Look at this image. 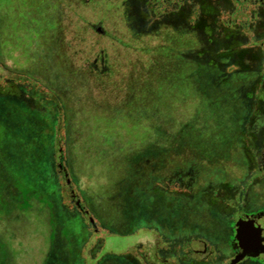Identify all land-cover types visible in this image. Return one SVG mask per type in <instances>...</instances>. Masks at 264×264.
Masks as SVG:
<instances>
[{
  "label": "rangeland",
  "instance_id": "rangeland-1",
  "mask_svg": "<svg viewBox=\"0 0 264 264\" xmlns=\"http://www.w3.org/2000/svg\"><path fill=\"white\" fill-rule=\"evenodd\" d=\"M256 8L225 0H0V96L20 98V77L56 91L68 106L63 93L75 91L90 129L100 124V115L128 111L111 119L118 117L124 142L133 145L128 155L135 159L122 166L123 157L108 155L109 162L126 169L111 175L94 159L74 154V161L90 167L71 175V156L63 138L59 142L72 188L104 230L97 238L72 209L52 159L44 150L36 156L42 146L3 139L9 107L0 101V264H108L110 254L148 242L143 225L148 213L166 222L182 219L188 227L199 224L196 202L190 214V206L170 204L160 192L142 190L139 181L153 170L151 164L169 156L168 164L189 158L188 163H225L234 149L227 134L249 106L264 107V15H256ZM164 52L179 59L159 55ZM191 60L214 70L190 65ZM47 80L63 81V93ZM229 83L233 97L223 89ZM257 121L264 135V117ZM111 135L92 138L111 143ZM170 144L176 146L172 153ZM35 174L49 186L38 191L39 199L30 193ZM156 180L167 185L166 179ZM48 194L59 195L61 209H50ZM46 208L58 213L57 221L43 220L40 210Z\"/></svg>",
  "mask_w": 264,
  "mask_h": 264
},
{
  "label": "flooded vegetation",
  "instance_id": "flooded-vegetation-1",
  "mask_svg": "<svg viewBox=\"0 0 264 264\" xmlns=\"http://www.w3.org/2000/svg\"><path fill=\"white\" fill-rule=\"evenodd\" d=\"M167 1L170 0H163V2ZM225 1L241 7L256 6V10L252 11L256 15L259 13L264 15V0ZM97 29L98 27H96ZM6 80L8 79H3V81ZM17 82L23 86L33 85L27 77H20ZM60 107L63 109V105ZM257 110L260 113L258 116H253ZM263 117L264 107L260 105L249 106L246 112H243L240 121L235 123L234 130L227 134L229 138L226 140L229 141V144L233 143L234 149L228 154V160L223 164L207 160L204 163H195L194 161L188 163L190 158L184 159L185 162L175 160L173 164H168V160L172 161L170 156L162 164L158 162L151 164L153 170L144 171L145 176L141 177L142 179L139 181L142 190L158 191L170 204L183 202L187 207L190 206V214L194 213L191 208L194 205L193 201L196 202L199 212L198 210L195 212L199 213L200 223L188 227V224L182 219L166 222L165 219L153 217L154 214L148 213L143 219L144 229L149 234L148 242L136 243L122 254H110L109 260H106L107 263L264 264V253H259L257 257H241L236 253L233 243L235 225L240 221H258L264 229V218L261 217L258 220L245 218V216L264 213V135L257 131L261 126L257 120ZM247 118L250 121L247 122ZM236 137L238 140L234 141ZM174 149L176 146L172 147L170 144L167 152L172 153L171 150ZM233 151L238 154L242 153V156H236ZM204 165L205 171L202 169ZM157 166H161V168L163 166L162 170ZM157 178L166 179L167 185H160ZM63 189L67 191L68 201L73 205L72 209L81 218L83 217L86 225L98 238L104 231L96 223L100 220L89 215V211L86 209L87 205L82 203L71 184L67 186L63 183ZM160 199L158 200L161 201ZM78 206H83L82 208L87 211L94 227L89 224L87 217L81 214ZM174 221H178L179 224L175 223L173 226ZM219 245L221 246L219 247Z\"/></svg>",
  "mask_w": 264,
  "mask_h": 264
},
{
  "label": "trees",
  "instance_id": "trees-1",
  "mask_svg": "<svg viewBox=\"0 0 264 264\" xmlns=\"http://www.w3.org/2000/svg\"><path fill=\"white\" fill-rule=\"evenodd\" d=\"M203 14L205 15V13ZM208 14H210V11L208 12ZM207 29H210V25L209 26L207 25ZM176 39L177 40L182 39V43L186 41V39L179 37V36H177ZM182 46L183 45H181L180 47L183 48ZM229 50L230 49H227L226 51H229ZM159 55L164 56V57L171 56L167 52H164V54H159ZM159 55L156 54L155 57ZM171 57L179 59L178 55L171 56ZM181 60H186V59H181ZM190 65H193L197 68L199 67L201 69L206 68V67H208L209 69L210 68L213 69L212 67H209L208 65L201 66L200 64L195 63V61H192ZM160 75H162V73H160ZM46 82H50L52 84L51 86L54 89H56L57 87L60 88V91L63 93L64 90L61 89V87L64 85L63 81L47 80ZM22 87L24 88V90L23 91L19 90V93L24 96L21 95L20 98L14 97L12 99H9V97L2 98L0 96V101H3L5 105L9 107L8 115L6 113L5 115L6 119L4 120L5 122L8 120V122H6L8 123V125L4 124V126L1 127V129L3 130L1 136L3 137L4 140L5 139H10V140L18 139V140H23V142L29 141L31 146H35V145L37 147L42 146V147L36 148L37 149L35 150L37 151L36 156L39 158V156L41 155V153H43V150H44V153L52 159L51 167L53 170L56 168L55 167L56 162H54L55 161L54 156L57 155V148H58L57 143H59L61 139L63 138L64 151L68 156H71V159H69V166H70L69 174L71 175L72 174L75 175V173H79L80 171H84L90 167V166H87L82 160L81 163L79 162L81 165V168H80V165L76 161H74V159H72L74 154L77 155L79 153L81 156L84 157L83 159L85 160L87 159V161L94 159L96 161L95 164H97V168H101V169L105 168V170L106 171L108 170L107 172L110 174L112 172H115L114 175H116L117 172H119L120 174L121 171L126 170V169L120 170L122 166L126 164L127 166H130L133 164V161H135V159L130 157V155H128L130 154V151L133 148V145H130L124 142L123 138L126 139V137L124 133L121 131L122 126L120 122L118 121L119 120L118 117L116 119H113V120H116V122H114L111 119L113 118V116H121L123 113L121 112V110H120L121 113L118 110V111H113V113L111 114L105 113L106 115L104 114L100 116L98 115L100 117L99 120H102L101 122H99L101 125L99 124L97 127L94 126L93 129H90L88 128L89 125H87V122L90 120V118L84 115L85 111L80 112L77 109L78 106L80 105L83 106L85 104L78 103L76 98L74 99L72 95L75 93V91L70 92V93H63V95L65 94L64 95L65 97L70 99L68 101L69 102V106H68L64 104L67 102L64 98H61V96H60L61 99L57 97L56 91H54L55 93L51 89L50 90L48 89V91H44L43 88H41L40 86H36L35 84L33 85L31 84L26 87L22 86ZM22 87H19V88H22ZM223 87H224L223 88L224 91L227 92L226 95L233 97L232 92H231L233 89L230 87V83ZM195 89H196L195 92L200 90L197 88ZM131 94L132 93H127L128 100L130 99ZM79 101L81 100L79 99ZM5 105H2V107H5ZM60 105H63V109H61ZM95 107L100 108L102 111L104 110L103 108L97 105ZM127 112L125 111L123 114L128 115ZM110 120L113 121V124H110ZM157 123L162 125L161 121H158ZM60 133L62 136L60 135ZM91 133L93 134V136L96 133L99 134V137L97 136V138H100V139H105L104 135H108V134L110 135L111 133H113V136L111 135V137H113V141H111V143L105 142V141L103 142L101 140L100 142L99 141L97 142L96 140H94V138H92L93 136ZM3 139H2V142L0 141L1 145H3ZM42 140H45V144H44L45 147H43ZM23 144L27 145V143L25 142ZM19 147H20V150L24 148L23 145ZM19 147L17 149H19ZM112 153H113V156L114 154H116L119 157L120 156L123 157V159L119 160L122 163V166L121 164L120 166H118L116 163H112L108 161L110 158L109 156H112ZM35 169H38V167H35ZM56 172H57V169H56ZM42 181L43 179H41L36 174L30 175L29 182H30V185H32L30 193L33 195L31 197L39 199L37 195L38 191L46 187H49L46 184H44V182ZM14 192L15 191L13 192L10 191L11 196H13ZM5 194L6 193H4V195ZM8 196H10V194ZM48 197L51 201L50 209H54V210L61 209L60 207L62 206H60V203H59V195L56 196L55 194H50V195L48 194ZM32 202H34V200H32ZM35 202L37 201L35 200ZM35 210L37 211V209ZM48 210H49L48 208L40 210V216L43 218V220L44 221H57L58 213L51 214ZM20 217L22 216L20 215L19 218Z\"/></svg>",
  "mask_w": 264,
  "mask_h": 264
},
{
  "label": "water",
  "instance_id": "water-1",
  "mask_svg": "<svg viewBox=\"0 0 264 264\" xmlns=\"http://www.w3.org/2000/svg\"><path fill=\"white\" fill-rule=\"evenodd\" d=\"M57 144L58 148L55 167L63 183L69 186L70 181L63 165L62 149L59 147V143ZM73 202L75 203L76 201ZM82 207L83 206H78L79 211L83 216L87 217L89 224L94 227L90 216ZM261 217L264 218V213H257L254 216H245V218L250 220H258ZM233 243L235 245L236 253L241 257H257L259 253H264V229L261 227L258 221H240V223H236L235 225V236L233 238Z\"/></svg>",
  "mask_w": 264,
  "mask_h": 264
}]
</instances>
